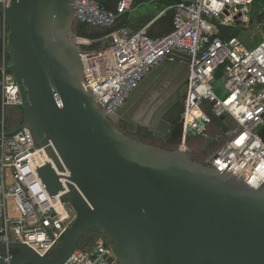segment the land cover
<instances>
[{"label": "water", "instance_id": "obj_1", "mask_svg": "<svg viewBox=\"0 0 264 264\" xmlns=\"http://www.w3.org/2000/svg\"><path fill=\"white\" fill-rule=\"evenodd\" d=\"M76 20V0H11L0 7V39L24 115L6 134L31 129L58 172L69 174L61 177L48 162L38 170L46 189L51 196L67 190L62 199L76 211L56 255L0 241V253L16 252L10 261L0 257V264H65L88 231L111 244L113 256L106 258L112 264H264V183L253 187L179 147L192 56L174 51L125 106L108 115L84 86ZM212 83L223 99L221 69ZM174 105L178 117L172 115ZM122 120L147 128L155 138L167 136V144L177 148L127 135L117 126Z\"/></svg>", "mask_w": 264, "mask_h": 264}, {"label": "built area", "instance_id": "obj_2", "mask_svg": "<svg viewBox=\"0 0 264 264\" xmlns=\"http://www.w3.org/2000/svg\"><path fill=\"white\" fill-rule=\"evenodd\" d=\"M10 2L0 0V7ZM134 2L118 0L116 11H111L100 0H76V19L114 28L120 15L133 11ZM253 5L254 0H182L174 6V29L165 36L151 37L146 27L137 32L117 28L105 37L107 45L103 49L83 52L84 86L111 115L126 105L130 94L152 69L173 59L174 51L191 55L179 147L191 152L187 139L193 133L210 140L221 139L222 135L209 134L211 115L227 117L232 125L225 134L226 141L206 163L259 187L264 183V18H258L264 14V4L256 11ZM224 27L237 28L245 35L222 37ZM255 35L259 40L252 44ZM79 40L86 43L83 38ZM8 64L4 60L0 67V241L20 242L39 254L49 255L60 245L76 211L66 198L62 199L67 190L51 196L46 189L38 170L48 162L56 166L45 147L38 146L31 129L23 127L6 134V107L22 106L19 86ZM217 69L223 73V99L215 93L212 83ZM58 173L61 177L69 175ZM61 180L66 186L67 180ZM106 256H113L112 246L99 238L91 249L74 252L65 264H112ZM0 257L10 261L14 253H0Z\"/></svg>", "mask_w": 264, "mask_h": 264}, {"label": "trees", "instance_id": "obj_3", "mask_svg": "<svg viewBox=\"0 0 264 264\" xmlns=\"http://www.w3.org/2000/svg\"><path fill=\"white\" fill-rule=\"evenodd\" d=\"M136 1L137 0H135V2ZM181 1L182 0H166L163 3L169 5H177ZM100 2L109 10L116 11L118 0H100ZM263 4L264 0H254V11L258 10ZM174 16L175 10H171L162 19L163 21L168 20L167 22L171 23L172 25L168 33H170L174 29ZM134 20L135 19L129 14V12H126L119 16L114 28L92 26L76 20L74 25V32L77 37L91 40L90 43H85L81 45L82 51L84 53L96 52L103 49L107 45L105 37L117 28H129L134 32L141 30V27L134 25ZM168 33L160 36H151V34H148L151 37H162L167 35ZM220 35L222 37H243V32L237 28L224 27L222 28ZM4 60H6L7 63L9 62V53L4 39H0V67L3 65ZM1 77L2 73L0 70V79ZM204 109L208 113H210V110L205 106ZM23 117L24 115L22 107H6L4 111L5 129L7 131L15 129L16 127L22 124ZM231 125L232 121H229L227 117H217L211 115V124L208 127L209 134L212 137L222 135V138L219 140H210L206 139L202 135L194 133L191 134L187 139V145L191 149L190 154L192 158L198 162L206 164L207 158L217 149H219L222 144L226 141L225 134L230 129ZM1 131L2 126L0 124V132ZM124 132L127 135L145 143L153 144L171 150L177 148V146L175 145H170L165 143L164 141L156 139L147 128L136 127L132 125L128 130H124ZM99 238H103V236L99 233H96L94 231L86 232L79 244V250L85 251L91 249ZM105 241L108 245H111L106 239ZM58 252L59 246L56 247L50 254L56 255ZM13 253L15 254L16 252L14 251Z\"/></svg>", "mask_w": 264, "mask_h": 264}, {"label": "crops", "instance_id": "obj_4", "mask_svg": "<svg viewBox=\"0 0 264 264\" xmlns=\"http://www.w3.org/2000/svg\"><path fill=\"white\" fill-rule=\"evenodd\" d=\"M166 0H137L134 3L133 11L129 14L135 19L134 25L147 28V32L154 36H160L168 33L171 29V23L162 19L171 10H175V5L164 4Z\"/></svg>", "mask_w": 264, "mask_h": 264}, {"label": "flooded vegetation", "instance_id": "obj_5", "mask_svg": "<svg viewBox=\"0 0 264 264\" xmlns=\"http://www.w3.org/2000/svg\"><path fill=\"white\" fill-rule=\"evenodd\" d=\"M157 89V88H156ZM164 91L163 92H161V94L157 97V99L155 100V102L156 101H158L160 98H162V96L164 95ZM185 101V100H184ZM183 101V102H184ZM1 102H2V87H1ZM155 102H153V104L155 103ZM176 102L174 101V104H175ZM164 106V105H163ZM175 106V105H174ZM173 106V107H174ZM174 112H173V116L174 117H178V115H179V112H178V108H177V106H175L174 107V110H173ZM183 113V112H182ZM182 113H181V118H180V120L182 119ZM132 125H134V126H136V127H141V126H138V125H136V124H134L133 122H127V121H124V120H122L120 123H118L117 124V126H118V128H120L122 131H124V130H128L129 128H130V126H132ZM143 128H145V127H143ZM168 137L167 136H163V138H161V139H159V138H156V139H158V140H160V141H164L165 143H167L166 142V139H167Z\"/></svg>", "mask_w": 264, "mask_h": 264}, {"label": "rangeland", "instance_id": "obj_6", "mask_svg": "<svg viewBox=\"0 0 264 264\" xmlns=\"http://www.w3.org/2000/svg\"><path fill=\"white\" fill-rule=\"evenodd\" d=\"M245 35V33L243 32V36ZM247 39H249L250 38V36L249 35H247V36H245ZM259 40V38H258V36H256L255 35V40L254 41H252L253 43L252 44H254L255 42H257Z\"/></svg>", "mask_w": 264, "mask_h": 264}]
</instances>
